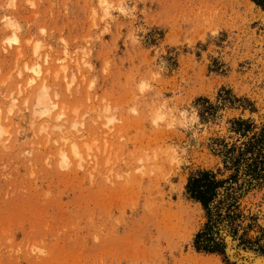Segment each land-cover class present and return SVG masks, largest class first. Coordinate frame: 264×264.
Masks as SVG:
<instances>
[{"label":"rangeland","instance_id":"rangeland-1","mask_svg":"<svg viewBox=\"0 0 264 264\" xmlns=\"http://www.w3.org/2000/svg\"><path fill=\"white\" fill-rule=\"evenodd\" d=\"M237 119L264 122L252 0H0V264L264 259V182L229 210L232 256L194 245L185 186L228 176Z\"/></svg>","mask_w":264,"mask_h":264},{"label":"trees","instance_id":"trees-1","mask_svg":"<svg viewBox=\"0 0 264 264\" xmlns=\"http://www.w3.org/2000/svg\"><path fill=\"white\" fill-rule=\"evenodd\" d=\"M252 1L264 10V0ZM234 129L242 140L226 145L223 151V169L230 172L228 176L218 179L212 171L200 170L188 178L185 186L187 195L200 203L206 214L203 228L195 235L198 250L223 253L225 242L218 228L224 225L230 233L227 227H231L234 217L229 210L238 194L254 182H264V122L256 130L251 121L237 119Z\"/></svg>","mask_w":264,"mask_h":264},{"label":"bare ground","instance_id":"bare-ground-1","mask_svg":"<svg viewBox=\"0 0 264 264\" xmlns=\"http://www.w3.org/2000/svg\"><path fill=\"white\" fill-rule=\"evenodd\" d=\"M14 32H15V30H14V28L12 26H10V27L7 28L8 37H6V39L8 40V42H13V41L16 40V34ZM30 70L33 73V77L31 78V80H35V76L38 75V70H36V69H34L32 67L30 68ZM23 78H27V77L24 76ZM35 86L37 87V85H35ZM37 88H39L40 91L42 92L39 95L40 97L38 98V102H40L42 100L41 98H44L45 97L44 90L42 89L43 88V85L41 84V86L40 87H37ZM9 104H10L9 109H11L14 106V103L13 102H9ZM44 106L46 108H48L47 107L48 105H44ZM59 151H60L59 152V161H60V164L61 165H67V164H69L70 161L68 160V156L64 153L63 143L60 144ZM71 152H72L73 155H77L78 154L77 150L74 149V148L71 149ZM218 229H220V231H219L220 232V235L224 238V242H225V246H226V249L225 250L227 252V255L228 256H232V254H233L232 251L234 250L232 248V246H234L236 243H234V240H232L230 238V236L228 235V232H227V230H226V228H225L224 225H220V228H218ZM230 249H232V251ZM262 257L261 258L260 257L259 258L258 257H255L253 259H250L251 260L250 262H252V264H264V259H262Z\"/></svg>","mask_w":264,"mask_h":264}]
</instances>
